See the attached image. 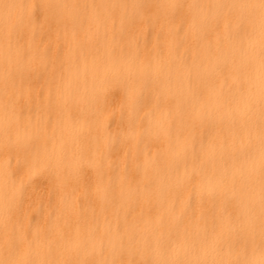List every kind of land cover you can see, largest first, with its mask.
Wrapping results in <instances>:
<instances>
[{
  "label": "bare ground",
  "instance_id": "obj_1",
  "mask_svg": "<svg viewBox=\"0 0 264 264\" xmlns=\"http://www.w3.org/2000/svg\"><path fill=\"white\" fill-rule=\"evenodd\" d=\"M0 264H264V0H0Z\"/></svg>",
  "mask_w": 264,
  "mask_h": 264
},
{
  "label": "rangeland",
  "instance_id": "obj_2",
  "mask_svg": "<svg viewBox=\"0 0 264 264\" xmlns=\"http://www.w3.org/2000/svg\"><path fill=\"white\" fill-rule=\"evenodd\" d=\"M149 34H150V33H148V35H149ZM136 80H137V79H136ZM112 127H113L112 125H109L107 131H108V132L112 131V130H113ZM134 162H138V158H134ZM43 179H44V177L41 176V177L36 178L33 182H35L36 185L38 186V185L43 184V183H42V182H43Z\"/></svg>",
  "mask_w": 264,
  "mask_h": 264
}]
</instances>
